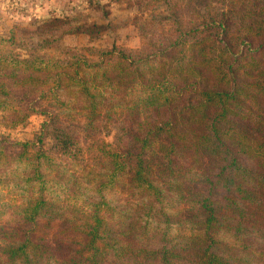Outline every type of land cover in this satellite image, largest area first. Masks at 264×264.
Segmentation results:
<instances>
[{
  "label": "trees",
  "instance_id": "obj_1",
  "mask_svg": "<svg viewBox=\"0 0 264 264\" xmlns=\"http://www.w3.org/2000/svg\"><path fill=\"white\" fill-rule=\"evenodd\" d=\"M149 6L97 59L0 36V123L45 118L0 142V264H264V0Z\"/></svg>",
  "mask_w": 264,
  "mask_h": 264
},
{
  "label": "rangeland",
  "instance_id": "obj_2",
  "mask_svg": "<svg viewBox=\"0 0 264 264\" xmlns=\"http://www.w3.org/2000/svg\"><path fill=\"white\" fill-rule=\"evenodd\" d=\"M151 1L156 0H0V36L13 37L19 47H44L41 55L63 59L75 53L97 59L98 51L114 45L138 50L149 29L158 24L161 12L168 15L162 8L149 6ZM68 49L71 52L65 53ZM44 121L34 114L14 128L0 123V142L36 141ZM122 127L120 121L108 122L102 138L116 148L126 145ZM52 143L46 139L45 147ZM9 192L0 191V198L7 200Z\"/></svg>",
  "mask_w": 264,
  "mask_h": 264
}]
</instances>
